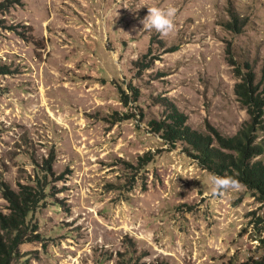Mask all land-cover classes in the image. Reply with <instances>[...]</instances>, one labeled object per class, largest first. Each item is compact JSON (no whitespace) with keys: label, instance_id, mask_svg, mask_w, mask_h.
Returning a JSON list of instances; mask_svg holds the SVG:
<instances>
[{"label":"rangeland","instance_id":"rangeland-1","mask_svg":"<svg viewBox=\"0 0 264 264\" xmlns=\"http://www.w3.org/2000/svg\"><path fill=\"white\" fill-rule=\"evenodd\" d=\"M2 3L0 214L5 188L37 198L27 226L38 239L17 264L264 258V199L246 186L214 195L213 174L154 127L174 110L201 133L240 130L236 68L264 86V0ZM168 6L172 34L144 29L148 7Z\"/></svg>","mask_w":264,"mask_h":264},{"label":"trees","instance_id":"trees-1","mask_svg":"<svg viewBox=\"0 0 264 264\" xmlns=\"http://www.w3.org/2000/svg\"><path fill=\"white\" fill-rule=\"evenodd\" d=\"M6 7L4 3L0 5V9ZM230 15L233 21L227 22L229 29L241 31L245 21L233 11ZM246 66L248 72L244 73L236 68L241 81L236 84L235 92L249 119L234 136H224L217 130L201 133L174 110L169 111L166 120L154 122V127L168 143H181L183 151L203 169L213 175L233 177L264 199V160L260 158L264 155V141H258V132H264V86L261 89L254 70L249 64ZM4 196L11 206L9 214H0V264H17L20 245L38 239L37 235L28 236L27 226L37 198L32 191L23 190L18 196L8 188H5ZM250 264H264V258H253Z\"/></svg>","mask_w":264,"mask_h":264},{"label":"clouds","instance_id":"clouds-1","mask_svg":"<svg viewBox=\"0 0 264 264\" xmlns=\"http://www.w3.org/2000/svg\"><path fill=\"white\" fill-rule=\"evenodd\" d=\"M177 9L173 6L168 7H148L147 16L141 21L144 29H154L166 37L175 30L174 19ZM195 178V177H194ZM198 179V178H197ZM212 193L214 195H223L229 191L241 190L244 185L237 179L228 176H211Z\"/></svg>","mask_w":264,"mask_h":264}]
</instances>
